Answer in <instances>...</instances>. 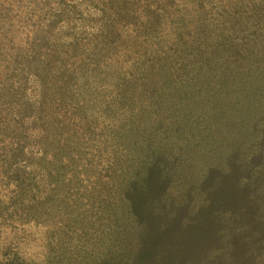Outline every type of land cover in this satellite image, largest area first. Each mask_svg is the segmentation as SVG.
I'll return each instance as SVG.
<instances>
[{"label": "trees", "instance_id": "obj_1", "mask_svg": "<svg viewBox=\"0 0 264 264\" xmlns=\"http://www.w3.org/2000/svg\"><path fill=\"white\" fill-rule=\"evenodd\" d=\"M61 5L56 15L78 12ZM100 41L90 39L93 50ZM74 42L58 41L56 50ZM47 55L37 47L27 55L42 80L36 99L0 79V178L7 188L0 221L59 209L54 228L44 230L51 251L39 264H264V98L185 86L164 98L165 112H151L162 99L151 70L137 85L149 86V94L142 88L130 103L132 82L118 79L106 96L93 93L103 78L93 75L92 86L81 63L58 76L68 55L53 67L51 94L41 78L54 61ZM91 63L103 65V55ZM142 96L148 105L139 106ZM98 105L105 112L99 122L92 112ZM37 174L46 182L42 195ZM0 264L38 263L9 257Z\"/></svg>", "mask_w": 264, "mask_h": 264}, {"label": "rangeland", "instance_id": "obj_2", "mask_svg": "<svg viewBox=\"0 0 264 264\" xmlns=\"http://www.w3.org/2000/svg\"><path fill=\"white\" fill-rule=\"evenodd\" d=\"M61 4L78 12L56 15L63 12ZM102 21H106L103 31L97 33ZM73 36L77 42L58 48L57 59L58 41L68 43ZM91 38L101 40L95 50L89 43ZM35 47L38 53L48 54L46 61L54 60L47 62L51 68L45 73L41 70L51 94L58 80L53 67L68 55L70 62L58 76L74 74L78 70L74 63H81L92 86L93 75L95 80L98 74L103 78L99 82L102 86L93 93L106 96L110 94L105 92H115L118 79L125 84L132 82L136 88L126 94L130 103L136 101L143 88L137 85L151 70L150 79L155 78L162 98L158 107L149 106L151 112H165L164 98L185 86L195 91L220 89L223 96L231 98L227 89L236 96L252 92L258 99L264 98V0H0V79L6 78L11 88L19 87L22 97L29 100L36 99L42 82L27 57ZM101 55L103 65L93 66L91 60ZM149 88H143L145 94ZM173 98L171 102L179 100L178 96ZM149 103L142 96L139 106ZM116 107L120 113L121 105ZM76 108L81 115L83 105L77 103ZM102 109L98 105L92 110L98 122L101 114L105 116ZM83 151L89 152V147L84 145ZM36 177L42 195L46 182L40 174ZM1 184L0 178V194L7 191ZM75 192L73 186V195ZM61 195L57 194L56 201ZM58 210L48 215L40 209L34 217L12 219L9 215L1 220L0 260L19 257L41 263L51 251L44 230L54 228Z\"/></svg>", "mask_w": 264, "mask_h": 264}]
</instances>
